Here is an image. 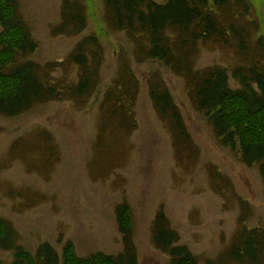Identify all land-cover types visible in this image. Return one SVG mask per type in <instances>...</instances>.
Returning a JSON list of instances; mask_svg holds the SVG:
<instances>
[{"label":"rangeland","instance_id":"obj_1","mask_svg":"<svg viewBox=\"0 0 264 264\" xmlns=\"http://www.w3.org/2000/svg\"><path fill=\"white\" fill-rule=\"evenodd\" d=\"M65 1L73 0H18L36 45L22 60L37 65L42 82L55 85L61 97L18 117L0 114V218L12 226L17 244L34 254L48 243L61 255L70 242L80 258L115 256L123 249L116 206L126 205L138 264H168L152 242L160 209L198 264H238L228 253L241 230L264 235L259 165H244L239 149L221 145L186 80L146 57V36L134 39L116 29L103 0H80L71 9L84 17L80 31L69 12L63 14ZM248 1L254 23L238 16V26L247 25L250 35L259 27L264 35V0ZM230 6L221 9L225 19ZM83 40L93 88L79 96L74 90L82 71L69 56ZM229 42L198 41L187 48L186 63L230 74L250 59L242 58L234 38ZM229 84L239 85L231 77ZM154 86L169 91L187 138L158 114L150 98ZM12 254L0 251V264H11ZM258 259L253 264H264V254Z\"/></svg>","mask_w":264,"mask_h":264},{"label":"trees","instance_id":"obj_2","mask_svg":"<svg viewBox=\"0 0 264 264\" xmlns=\"http://www.w3.org/2000/svg\"><path fill=\"white\" fill-rule=\"evenodd\" d=\"M79 1H65L63 14L69 12L70 21L81 31L85 26L84 17L73 13ZM103 1L116 29L125 30L134 39L146 36L149 45L146 57L161 62L186 80L191 101L211 124L221 145L239 149L244 165L258 164L264 181V35L259 27L250 35L244 28L247 25L238 26V16L245 18L248 24L254 23L253 20L249 22V9L252 8L249 1L167 0L162 5L152 0ZM228 4L231 8L227 20L221 9ZM18 6V0H0V114L9 118L18 117L34 105L61 97L55 85L42 82L37 65L22 60L36 52V45L18 14ZM233 38L242 58L250 61L235 66L230 74L219 66L197 71L186 63L190 45L210 40L229 45ZM90 40L97 46L96 38ZM74 48L69 58L82 71L74 91L79 96H86L93 84L87 75L85 41H80ZM182 49L187 50L182 52ZM230 77L239 84L238 88L230 87ZM150 91L158 114L163 119L168 118L176 133L187 138L169 91L156 86ZM154 218L153 247L168 257V264H198L191 251L185 245H179V236L169 227L161 209ZM116 219L123 249L115 256L97 253L80 258L70 242L65 243L61 255L48 243L38 245L32 254L17 244L12 226L1 218L0 251L13 253L11 264H138L130 230L129 207L116 206ZM228 254L230 260L238 264L259 262L258 256L264 254V235L257 238L242 229ZM207 264L216 263L208 261Z\"/></svg>","mask_w":264,"mask_h":264}]
</instances>
